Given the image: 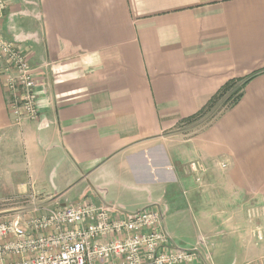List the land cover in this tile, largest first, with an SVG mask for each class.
<instances>
[{
	"label": "crops",
	"instance_id": "obj_1",
	"mask_svg": "<svg viewBox=\"0 0 264 264\" xmlns=\"http://www.w3.org/2000/svg\"><path fill=\"white\" fill-rule=\"evenodd\" d=\"M6 1L40 117L13 122L0 72V199L156 205L200 264H264V0ZM231 79L239 102L180 132Z\"/></svg>",
	"mask_w": 264,
	"mask_h": 264
},
{
	"label": "built area",
	"instance_id": "obj_2",
	"mask_svg": "<svg viewBox=\"0 0 264 264\" xmlns=\"http://www.w3.org/2000/svg\"><path fill=\"white\" fill-rule=\"evenodd\" d=\"M7 9V1L0 0V72L13 122L20 125L40 117L37 82L18 44L4 35ZM203 260L199 251L176 245L156 205L128 213L91 200L55 207L34 203L28 218L10 215L0 220V264H200Z\"/></svg>",
	"mask_w": 264,
	"mask_h": 264
},
{
	"label": "rangeland",
	"instance_id": "obj_3",
	"mask_svg": "<svg viewBox=\"0 0 264 264\" xmlns=\"http://www.w3.org/2000/svg\"><path fill=\"white\" fill-rule=\"evenodd\" d=\"M226 98L222 100L224 102ZM218 103V105L213 109V111L208 112L202 117L192 120L190 122L184 123L179 127V131L185 135H195L203 131L210 123H212L216 117L219 116L220 108L223 103ZM219 112V113H218ZM3 198L4 196H0ZM32 207V201L26 196H18L13 199H0V220H5L10 215H19L23 218H28L30 216V208ZM170 223V221H167ZM212 258L219 261L218 256L214 254Z\"/></svg>",
	"mask_w": 264,
	"mask_h": 264
},
{
	"label": "trees",
	"instance_id": "obj_4",
	"mask_svg": "<svg viewBox=\"0 0 264 264\" xmlns=\"http://www.w3.org/2000/svg\"><path fill=\"white\" fill-rule=\"evenodd\" d=\"M248 80L249 79L229 80L210 99V101L206 104L204 108H202L198 113L194 114L193 116L187 119H184L182 124L190 122L192 120H196L197 118L204 116L208 112L213 111V109L218 105V103H221L224 98L226 99L224 100V102H222L223 103L222 107L219 110L220 114H222L224 111L228 110L229 108L235 106L239 102V100L242 98L244 94V89L246 87V84L248 83Z\"/></svg>",
	"mask_w": 264,
	"mask_h": 264
}]
</instances>
